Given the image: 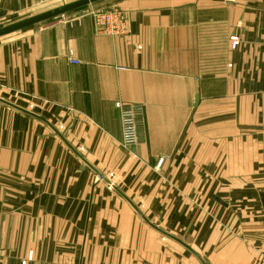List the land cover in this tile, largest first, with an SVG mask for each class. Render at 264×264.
<instances>
[{
    "label": "crops",
    "instance_id": "0c3cea01",
    "mask_svg": "<svg viewBox=\"0 0 264 264\" xmlns=\"http://www.w3.org/2000/svg\"><path fill=\"white\" fill-rule=\"evenodd\" d=\"M96 4L0 37V264H264V0Z\"/></svg>",
    "mask_w": 264,
    "mask_h": 264
},
{
    "label": "built area",
    "instance_id": "2783aa9c",
    "mask_svg": "<svg viewBox=\"0 0 264 264\" xmlns=\"http://www.w3.org/2000/svg\"><path fill=\"white\" fill-rule=\"evenodd\" d=\"M93 26L97 33L111 36L121 35L124 32L126 19L118 9L94 8L88 11ZM231 45L235 47L239 43L237 36L230 37ZM120 112L121 143L123 147L129 148L136 144V113L138 105L115 103ZM164 161L163 157L157 159L156 166L159 168Z\"/></svg>",
    "mask_w": 264,
    "mask_h": 264
},
{
    "label": "water",
    "instance_id": "95a60500",
    "mask_svg": "<svg viewBox=\"0 0 264 264\" xmlns=\"http://www.w3.org/2000/svg\"><path fill=\"white\" fill-rule=\"evenodd\" d=\"M101 0H72L67 3H62L56 7L50 8L43 12L37 13L35 15L23 18L21 20L9 23L7 25L0 27V37L15 32L17 30L47 21L54 17L66 14L68 12L77 10L79 8L85 7L87 5L99 2ZM202 264H204L202 262Z\"/></svg>",
    "mask_w": 264,
    "mask_h": 264
},
{
    "label": "rangeland",
    "instance_id": "374dc122",
    "mask_svg": "<svg viewBox=\"0 0 264 264\" xmlns=\"http://www.w3.org/2000/svg\"><path fill=\"white\" fill-rule=\"evenodd\" d=\"M70 1H72V0H51V1H49V2H47V3H45V4H43V5H38V6H35V7L31 8V9H29L28 13H25V14H22V15H19V16L15 17V18H12V19L5 20V21L0 22V27H1V26H4V25H7V24H9V23L15 22L14 20H16V21L21 20V19H23V18H26V17L32 16V15H35V14H37V13L43 12V11L48 10V9H50V8L56 7V6H58V5L62 4V3H67V2H70ZM96 3H98V2H96ZM96 3H93V4H90V5H87V6H85V7L79 8V9H77V10H74V11L68 12V13H66V14H63V15H60V16H57V17H54V18H52V19L65 18V17H68L69 15L73 14V12H76V11H77V12H78V11H84V12H86V11H90L92 8L98 6ZM91 7H92V8H91ZM90 8H91V9H90ZM98 8H99V7H98ZM52 19H51V20H52ZM47 21H50V19L47 20ZM47 21H46V22H47ZM41 23H43V22H41ZM38 24H39V23H38ZM35 25H37V24H35ZM3 38H4V37H2L1 39H3ZM0 41H1V40H0Z\"/></svg>",
    "mask_w": 264,
    "mask_h": 264
}]
</instances>
